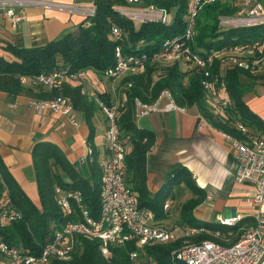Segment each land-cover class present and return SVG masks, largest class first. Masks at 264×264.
Here are the masks:
<instances>
[{
	"label": "trees",
	"instance_id": "16d2710c",
	"mask_svg": "<svg viewBox=\"0 0 264 264\" xmlns=\"http://www.w3.org/2000/svg\"><path fill=\"white\" fill-rule=\"evenodd\" d=\"M190 2L191 0H142V6L155 5L167 9L172 14L173 21L169 24L157 21L140 24L126 19L115 10V6L124 4L125 0H95L96 14L87 18L75 33L38 48L9 45L8 50L17 58L13 61L0 55L2 91L11 94L29 92L35 99L68 98L75 111L84 113L88 122H91V117L101 108L95 99L82 93V86L68 83L62 88L49 90L42 87L31 88L21 81L24 76L33 77L68 68L70 71H86L87 87L99 99L111 105L117 98V123L121 130V141L127 148V181L133 189L139 191L140 206L153 210L157 220L170 218L169 211L165 210L167 194L163 198L154 199L148 189L147 158L155 139L151 132L138 124L135 109L137 98L144 103L153 104L164 90H170L179 106L196 107L200 115L214 127L241 140L246 139V135L236 126L237 121H241L252 132L264 129V123L249 109L244 99L253 84L264 81V75H253L223 62L227 56L224 49L252 42L262 36L264 28L222 27L219 17L235 14L241 0H214L203 3L198 10L197 35L192 41H188L185 34ZM114 27L121 30V37H113ZM175 39L185 46L190 44L193 53L203 57L214 53L210 73L207 74L206 69L185 60L182 53L173 59H163L166 55L165 43ZM119 46L127 54L146 53L148 59L144 62V72L126 75L117 83L115 95L112 87L99 82L103 86L97 88L98 84L90 85L87 79L88 74H94L101 82L111 81L103 74L107 68L116 64V48ZM156 53L159 56H155ZM205 82L210 85L206 86ZM217 96L228 101L224 111L214 102ZM94 134L95 129L92 127L88 139L91 152L86 156L90 162L93 185L66 160L58 146L47 143L36 149L35 168L40 206L30 200L0 163L6 182V187L0 184V240L32 249L41 248L54 229L77 220V214H66L57 203L56 186L67 190H81L91 216L99 218L101 169L93 143ZM180 173L177 171L178 176ZM177 175L174 174L175 178ZM187 183L193 191V197L181 204L180 218L175 226L208 228V231L190 237L192 242L213 240L224 245L236 243L245 227L253 223L252 219H244L232 226L198 221L194 210L205 200V191L190 180ZM7 194L11 202L6 204ZM11 208L21 211L22 216L11 218ZM78 241L74 256L59 264H130V254L137 248L134 242L122 246L113 245L111 255L105 257L100 251L98 240L82 237ZM184 242L185 238L182 237L175 241L149 243L140 252V264H176L172 254Z\"/></svg>",
	"mask_w": 264,
	"mask_h": 264
},
{
	"label": "built area",
	"instance_id": "2783aa9c",
	"mask_svg": "<svg viewBox=\"0 0 264 264\" xmlns=\"http://www.w3.org/2000/svg\"><path fill=\"white\" fill-rule=\"evenodd\" d=\"M214 0H191L188 7L187 30L185 37L192 41L197 35L196 16L203 3ZM142 0H125L124 4L115 6V10L126 19L138 22L172 23V14L164 8L155 5L142 6ZM30 6L53 7L84 16L86 19L94 16L97 11L95 3L77 4L63 3L52 0H0V11L11 20L14 27H19L26 19L24 8ZM219 24L224 28L232 27H263L264 3L261 0H241L238 11L233 15H221ZM114 38L122 35L118 27L112 30ZM189 43V42H188ZM166 55L163 59H173L179 53L185 60L193 62L210 73L215 54L203 57L193 53L191 45H183L178 39L168 40L165 45ZM227 54L223 62L231 67L242 68L253 75H264V31L262 36L246 44L224 49ZM155 56H159L156 53ZM148 54H127L116 48V64L107 68L104 76L113 83V92L116 95L115 84L124 76L142 73L145 70L144 62ZM86 71H70L60 68L49 73L37 76H24L21 81L33 88L44 89L62 88L68 83L82 86V93L95 99L106 118L105 153L99 159L101 169L100 196L101 213L99 218L91 216L84 203L81 190H67L56 186L57 203L68 215H78V219L69 221L54 229L51 236L41 248H29L22 245H13L0 240V262L2 264H59L70 260L75 253L78 240L82 237L99 241V248L105 257L111 255V246H122L129 242L136 244V250L130 254V264H140L139 255L143 248L152 242L175 241L184 237V245L172 254L176 264H262L264 260V136L252 132L241 121L236 126L241 129L246 139H238L231 135L235 149L238 168L236 180L239 183H249L254 187L252 201L256 205L253 223L246 226L240 239L232 245H224L213 240L192 242L190 237L208 231L207 227H180L167 226L158 221L153 210L140 206V193L133 189L127 181L125 159L127 148L121 141V130L117 123L118 101L109 105L90 91L86 84ZM206 86L210 84L205 82ZM131 86V84H130ZM217 107L224 111L228 101L222 97H215ZM38 110H48L70 117L72 123L79 127L77 113L70 99L59 97L54 99L31 100ZM136 119L152 113L188 110L179 106L171 91L164 90L153 104L144 103L141 99L135 100ZM205 121V119H204ZM91 152V150L89 151ZM0 184L6 187L3 172L0 170ZM11 199L7 194L5 203ZM168 204H165V208ZM11 218L21 217V211L11 208ZM241 222L239 216L221 219V225H236ZM219 232H217L218 234Z\"/></svg>",
	"mask_w": 264,
	"mask_h": 264
},
{
	"label": "crops",
	"instance_id": "0c3cea01",
	"mask_svg": "<svg viewBox=\"0 0 264 264\" xmlns=\"http://www.w3.org/2000/svg\"><path fill=\"white\" fill-rule=\"evenodd\" d=\"M52 1L95 3V0ZM23 11L26 19L19 27H14L0 11V55L10 61L17 58L7 46L43 47L75 33L86 20L79 14L53 7L30 6ZM93 78L97 79L96 76L88 77L87 83L99 85ZM99 82L108 87L107 80ZM32 99L29 92L11 94L0 90V163L30 200L40 206L36 149L47 143L58 146L66 160L80 172L75 164L78 160L88 159L92 127L95 129L93 143L98 158L104 155L107 124L105 115L99 110L91 117V122L84 113L76 112L81 124L77 127L67 115L38 110L32 105ZM244 99L249 109L264 123V81L253 84ZM138 124L151 132L155 139L147 158L148 189L154 199L167 194L165 210L169 211L170 218L158 221L173 226L179 220L181 204L193 197L187 180L205 191V200L194 210L198 221L217 224L221 219L234 216H239L241 221L253 218L256 210L252 201L254 187L236 180L238 162L232 138L204 121L196 107L188 108L186 112L152 113ZM99 127H102V135L97 138ZM253 132L264 136V129ZM177 171L181 172L179 176Z\"/></svg>",
	"mask_w": 264,
	"mask_h": 264
},
{
	"label": "rangeland",
	"instance_id": "374dc122",
	"mask_svg": "<svg viewBox=\"0 0 264 264\" xmlns=\"http://www.w3.org/2000/svg\"><path fill=\"white\" fill-rule=\"evenodd\" d=\"M262 3H264V0L262 1ZM93 75L94 74H90L88 77L91 78V77H93ZM94 80L98 81V83H99L100 79L97 78V79H94ZM117 83L114 85L115 87H116ZM93 84H96V83L94 82ZM107 85H108V87H110V88L112 87L111 89H113L112 81H108ZM99 111H100V113L104 114L101 110H99ZM97 131H98V133L96 135H97V138H98V137H100V135H102V127H99ZM75 165H76V168L82 173V175L84 177H86L87 179H89L91 184L93 185L94 181H93V176H92V173H91V170H90V162H89V160L88 159H83V161H79L78 160ZM184 200H186V198ZM175 204H174V206H175Z\"/></svg>",
	"mask_w": 264,
	"mask_h": 264
}]
</instances>
